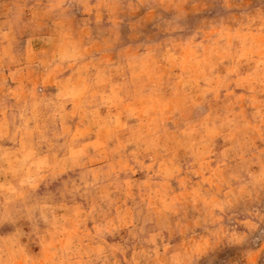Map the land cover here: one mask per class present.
Listing matches in <instances>:
<instances>
[{
  "label": "rangeland",
  "instance_id": "1",
  "mask_svg": "<svg viewBox=\"0 0 264 264\" xmlns=\"http://www.w3.org/2000/svg\"><path fill=\"white\" fill-rule=\"evenodd\" d=\"M0 264H264V0H0Z\"/></svg>",
  "mask_w": 264,
  "mask_h": 264
}]
</instances>
